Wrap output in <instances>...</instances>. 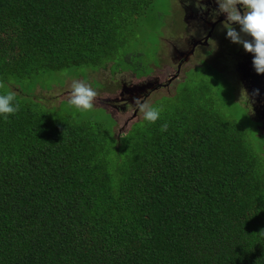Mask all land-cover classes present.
Wrapping results in <instances>:
<instances>
[{
	"label": "trees",
	"instance_id": "obj_1",
	"mask_svg": "<svg viewBox=\"0 0 264 264\" xmlns=\"http://www.w3.org/2000/svg\"><path fill=\"white\" fill-rule=\"evenodd\" d=\"M151 2L0 0V94L20 104L0 116V264H264V133L260 153L191 90L117 133L111 113L38 100L57 85L23 90L47 71L117 70Z\"/></svg>",
	"mask_w": 264,
	"mask_h": 264
},
{
	"label": "rangeland",
	"instance_id": "obj_2",
	"mask_svg": "<svg viewBox=\"0 0 264 264\" xmlns=\"http://www.w3.org/2000/svg\"><path fill=\"white\" fill-rule=\"evenodd\" d=\"M189 1H194L201 9L195 12L197 16L210 21L218 16L216 0H152L144 14L131 24L126 44L113 61L117 70L107 63L96 71L83 67L47 71L27 82L23 90L32 92L37 86L50 88L57 85L49 90L37 88L34 92L38 100L50 106L61 103V114L82 121L111 123V113L116 120L113 126L115 133L124 131L143 117L134 105V98L142 97V100L161 108L181 98L183 102L190 95H182L191 90V96H195L204 107L241 123L247 140L256 149L258 146L261 153L262 139L256 134L264 132V74L255 71L253 56L242 54L245 51L242 44L233 43L223 34L227 33L222 24L226 14L221 13V22L215 21L218 24H215L214 31L212 24L206 33L194 31L193 20L190 19L194 10H190ZM195 26L206 29L198 24ZM233 27L239 31L238 24H233ZM200 35L203 38L208 36L206 41L210 47L192 41ZM241 35L244 39H252L243 33ZM174 42L180 51H190L193 44L195 47L179 61L169 55ZM73 80H84L98 90L99 96L92 111L81 112L68 106ZM244 92L248 101L241 99ZM250 115L262 125L257 133Z\"/></svg>",
	"mask_w": 264,
	"mask_h": 264
},
{
	"label": "clouds",
	"instance_id": "obj_3",
	"mask_svg": "<svg viewBox=\"0 0 264 264\" xmlns=\"http://www.w3.org/2000/svg\"><path fill=\"white\" fill-rule=\"evenodd\" d=\"M216 2L219 6L216 14H226V19L222 24L223 28L227 30V38L233 43L242 44L246 52L252 53V64L255 71L258 74H264V0H216ZM237 5L244 9L243 13ZM233 24L240 26L239 31L233 27ZM242 33L251 36L252 39H244ZM6 88L5 82L0 80V89ZM16 96L17 93L10 89L4 94H0V116H3L5 120L20 111V104L16 101ZM98 96V90L86 81L73 80L67 103L69 107H74L78 111L90 112L94 109ZM242 98H246L248 101L246 92L242 93ZM134 105L148 123L154 124L160 119L162 108L149 104L142 100V97L134 98ZM167 128L168 124L164 123L160 126V131L165 132Z\"/></svg>",
	"mask_w": 264,
	"mask_h": 264
},
{
	"label": "flooded vegetation",
	"instance_id": "obj_4",
	"mask_svg": "<svg viewBox=\"0 0 264 264\" xmlns=\"http://www.w3.org/2000/svg\"><path fill=\"white\" fill-rule=\"evenodd\" d=\"M189 6L194 10V11L191 13V16H192V17L190 18V19L193 20L192 26L195 28L194 31H199L200 33H201V32H202V33H206L207 31H209L208 28L210 27L211 24H212V30L214 29L215 24H216V25L218 24V22H215V21H219V22H221L220 19L223 17L221 13H219L218 16H217L215 19H213L212 21H210V20H205V19L203 18V16H197V15L195 14V12L200 11L201 9H199V8L197 7V5H195L194 1H191V2L189 3ZM237 7H238V8L240 9V11L243 13L244 9H243L240 5H237ZM215 11H216V12L218 11V6H216ZM211 18H212V17H211ZM211 18H210V19H211ZM188 20H189V19H188ZM196 24H198V25H200V26H202V27H205L206 29H205V30H201L200 27H196V26H195ZM210 28H211V27H210ZM213 31H214V30H213ZM223 34L226 35V32L223 33ZM208 35L210 36L211 33H209ZM192 36H193V35H192ZM207 37H208V36H206L205 38H203V37L200 35V36H197L195 39H192V41H198V42L195 43V44L200 43V45H204V46L210 47V45H209V44L207 43V41H206V40H207ZM180 43H181V42H180ZM181 44H182V43H181ZM194 47H195V45L193 44V45L191 46V48H190V51H189V49H188V50L184 49L183 51H180V50L178 49V44H177V42H174V43L172 44V52H173V50H174V55H172V58H175L176 60L182 61V59L185 58V57L187 56L188 52H191V51L194 49ZM242 54L247 55V56H248V55L253 56L252 53H249V52H246V51H244V53L242 52ZM250 117H251V119H252L254 122L257 123V127H256V129H259V128L262 127V125L260 124V122L256 121L251 115H250ZM263 122H264V120H263ZM259 133H261V132H259ZM263 133H264V132H263Z\"/></svg>",
	"mask_w": 264,
	"mask_h": 264
},
{
	"label": "water",
	"instance_id": "obj_5",
	"mask_svg": "<svg viewBox=\"0 0 264 264\" xmlns=\"http://www.w3.org/2000/svg\"><path fill=\"white\" fill-rule=\"evenodd\" d=\"M255 83H257V82H253V84H255ZM264 115V114H263Z\"/></svg>",
	"mask_w": 264,
	"mask_h": 264
}]
</instances>
